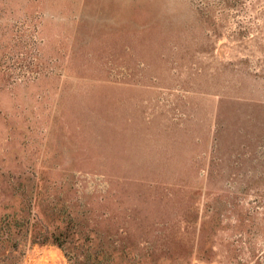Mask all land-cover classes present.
<instances>
[{"label":"rangeland","instance_id":"rangeland-1","mask_svg":"<svg viewBox=\"0 0 264 264\" xmlns=\"http://www.w3.org/2000/svg\"><path fill=\"white\" fill-rule=\"evenodd\" d=\"M0 264H264V0H0Z\"/></svg>","mask_w":264,"mask_h":264},{"label":"trees","instance_id":"trees-1","mask_svg":"<svg viewBox=\"0 0 264 264\" xmlns=\"http://www.w3.org/2000/svg\"><path fill=\"white\" fill-rule=\"evenodd\" d=\"M56 241H58V242H56L58 245H60V246L62 245V242H61L62 240L59 241V238H57Z\"/></svg>","mask_w":264,"mask_h":264}]
</instances>
